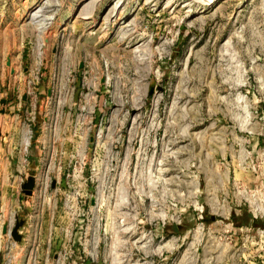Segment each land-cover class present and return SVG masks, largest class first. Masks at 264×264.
Instances as JSON below:
<instances>
[{
	"label": "rangeland",
	"instance_id": "374dc122",
	"mask_svg": "<svg viewBox=\"0 0 264 264\" xmlns=\"http://www.w3.org/2000/svg\"><path fill=\"white\" fill-rule=\"evenodd\" d=\"M116 2L0 0V264H264V0Z\"/></svg>",
	"mask_w": 264,
	"mask_h": 264
},
{
	"label": "water",
	"instance_id": "95a60500",
	"mask_svg": "<svg viewBox=\"0 0 264 264\" xmlns=\"http://www.w3.org/2000/svg\"><path fill=\"white\" fill-rule=\"evenodd\" d=\"M33 184H34L33 183V180L31 178H27L26 182L23 183L24 190L30 192L31 189H32V187H33ZM18 224L19 223H16V225L11 230H9V232L12 234V236L15 239H19L20 238V234L17 232ZM3 231L4 232L7 231V225H6V223L3 225Z\"/></svg>",
	"mask_w": 264,
	"mask_h": 264
},
{
	"label": "bare ground",
	"instance_id": "6f19581e",
	"mask_svg": "<svg viewBox=\"0 0 264 264\" xmlns=\"http://www.w3.org/2000/svg\"><path fill=\"white\" fill-rule=\"evenodd\" d=\"M119 1L120 0H117V2L114 4V5H112V7H111V11L113 12V10L116 8V6H117V4L119 3ZM50 6V5H49ZM38 11L39 10H35V12H33V14L32 15H34V16H36V15H38L37 13H38ZM43 11V10H42ZM40 12V11H39ZM44 12V11H43ZM42 12V13H43ZM84 14H86V13H81V14H79V15H81L82 17H89L88 15H84ZM44 15V14H43ZM34 16H32V17H34ZM41 18H43V17H41ZM46 19V18H45ZM41 23H43V22H41ZM40 26V25H39ZM43 29V28H42Z\"/></svg>",
	"mask_w": 264,
	"mask_h": 264
}]
</instances>
